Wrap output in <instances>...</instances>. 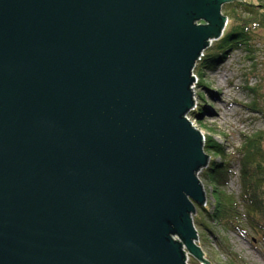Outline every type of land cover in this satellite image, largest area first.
Segmentation results:
<instances>
[{"label": "water", "instance_id": "water-1", "mask_svg": "<svg viewBox=\"0 0 264 264\" xmlns=\"http://www.w3.org/2000/svg\"><path fill=\"white\" fill-rule=\"evenodd\" d=\"M235 2L0 0V264H210L187 117Z\"/></svg>", "mask_w": 264, "mask_h": 264}, {"label": "rangeland", "instance_id": "rangeland-1", "mask_svg": "<svg viewBox=\"0 0 264 264\" xmlns=\"http://www.w3.org/2000/svg\"><path fill=\"white\" fill-rule=\"evenodd\" d=\"M247 4L259 6L262 2L243 0L239 8L234 3L223 6L222 13L228 17L229 23L225 31L232 27L230 18L234 11L243 19L251 18L252 14L244 9ZM247 34L249 43L230 49L214 70H201L198 61L193 72L195 78L193 90L196 93L194 99L201 114L198 117L192 110L187 119L202 133L205 142L210 138L217 145H221L227 155L222 160L205 151L210 157L209 164L200 170L198 178L206 195L204 207L208 210H213L215 200L214 184L206 175L209 170L207 168L213 161L223 163L222 168L230 171L226 192L240 197L244 191L240 175V149L247 137H262L264 159V28L258 24L256 27L251 24ZM216 45L217 42H213L204 53L214 51ZM200 71L202 77L199 76ZM217 92L222 95V102L216 101ZM215 110L221 115L218 119L213 118ZM192 219L198 231L196 243L210 264H230L227 251L238 256V264H264V245L260 243L261 238L252 231L223 228L214 220H210L208 214L199 206L196 207ZM187 262L201 264L191 255Z\"/></svg>", "mask_w": 264, "mask_h": 264}, {"label": "trees", "instance_id": "trees-1", "mask_svg": "<svg viewBox=\"0 0 264 264\" xmlns=\"http://www.w3.org/2000/svg\"><path fill=\"white\" fill-rule=\"evenodd\" d=\"M262 5L244 7L250 14L251 18L243 19L237 11L232 13L230 22L232 27L225 31L223 37L217 41L216 49L210 53H204L199 61L201 70H214L216 65L220 64L223 56L230 49L241 47V44H247L248 34L251 24L252 26L260 25L264 28V0H259ZM241 2H235L237 8ZM232 4V3H231ZM228 4V5H231ZM229 24V23H228ZM227 24V25H228ZM249 43V42H248ZM197 71V70H196ZM203 76L202 71L199 73ZM201 81V80H200ZM200 109L197 107L193 113L200 117ZM261 136L247 137L246 142L241 146V182L243 193L240 197L226 192L229 181V169L222 168L223 163L213 161L207 169V177L214 184V203L213 210L207 207L199 206L210 220L222 226L236 231L242 229L250 230L261 238V244L264 245V159L261 148ZM205 151L213 153L216 158L225 159L226 150L222 146L214 143L210 138L205 142ZM208 230V229H206ZM228 250V249H227ZM229 253L228 260L230 264H238V256Z\"/></svg>", "mask_w": 264, "mask_h": 264}, {"label": "bare ground", "instance_id": "bare-ground-1", "mask_svg": "<svg viewBox=\"0 0 264 264\" xmlns=\"http://www.w3.org/2000/svg\"><path fill=\"white\" fill-rule=\"evenodd\" d=\"M212 44H210L209 46H211ZM192 88V87H191ZM192 91H194L193 90V88H192ZM194 93V98L196 97V93H195V91L193 92ZM222 95L220 94V92H217V94H216V101H219V102H222L223 100H222V97H221ZM220 113L218 112V111H214L213 112V118L214 119H218V118H220ZM194 125V124H193ZM194 127H196L195 125H194Z\"/></svg>", "mask_w": 264, "mask_h": 264}, {"label": "built area", "instance_id": "built-area-1", "mask_svg": "<svg viewBox=\"0 0 264 264\" xmlns=\"http://www.w3.org/2000/svg\"><path fill=\"white\" fill-rule=\"evenodd\" d=\"M203 55H204V53L202 54V56H200V60H201V58L203 57ZM200 60H199V61H200ZM194 87H195V86H192V88H194ZM189 256H190L189 253H186V261H185V262H186L187 264H189V263L187 262V261L189 260Z\"/></svg>", "mask_w": 264, "mask_h": 264}]
</instances>
